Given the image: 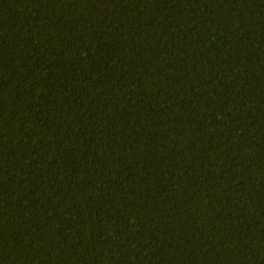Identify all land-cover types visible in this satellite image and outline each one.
<instances>
[{
  "label": "trees",
  "instance_id": "trees-1",
  "mask_svg": "<svg viewBox=\"0 0 264 264\" xmlns=\"http://www.w3.org/2000/svg\"><path fill=\"white\" fill-rule=\"evenodd\" d=\"M0 264H264V0H0Z\"/></svg>",
  "mask_w": 264,
  "mask_h": 264
}]
</instances>
